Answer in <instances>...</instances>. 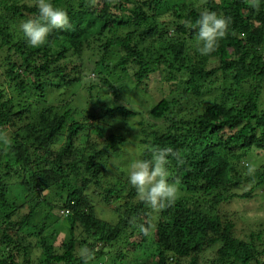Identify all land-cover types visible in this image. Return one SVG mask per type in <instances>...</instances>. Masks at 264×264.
Segmentation results:
<instances>
[{"label":"trees","instance_id":"1","mask_svg":"<svg viewBox=\"0 0 264 264\" xmlns=\"http://www.w3.org/2000/svg\"><path fill=\"white\" fill-rule=\"evenodd\" d=\"M197 1L53 0L70 26L32 47L19 25L37 17L34 0H0V138L9 134L7 144L0 139V264L124 261L141 242L145 249L131 264H264L263 227L239 228L237 210L230 211V201L264 194V164L238 170L254 149H264V0ZM203 10L229 20L208 56L197 51L195 21ZM86 48L101 52L100 85L88 89H99L94 101L106 108L80 120L67 108L70 100L60 105L47 96L81 84ZM110 52L117 61L106 59ZM115 64L135 86L150 87L146 79L164 72L152 87L163 97L147 115L132 118L138 110L102 100L105 87L123 97V81L106 73ZM182 81L183 94L171 97ZM129 134L139 159H150L155 147L172 150L169 182L179 191L171 206L154 210L134 200L136 191L119 177L106 179L109 171L125 174L106 165L121 160ZM105 205L116 223L104 218ZM42 208L36 231H27Z\"/></svg>","mask_w":264,"mask_h":264},{"label":"rangeland","instance_id":"2","mask_svg":"<svg viewBox=\"0 0 264 264\" xmlns=\"http://www.w3.org/2000/svg\"><path fill=\"white\" fill-rule=\"evenodd\" d=\"M204 0H199L197 1V5H201L203 3ZM63 6V5H62ZM62 6L60 8H62ZM113 52V51H112ZM75 58V57H74ZM101 58V52L98 51V49H93V48H86L84 50V52L81 55V61H79L80 64V69L82 71V75H83V81L81 82L80 85H74L71 86L69 88H65L62 87L61 89H52L51 92L48 93V100L52 103L55 104H62L68 100H70V105L67 106V108H72L75 111V118L76 119H83L82 113L83 112H89V113H93L96 115H101L106 106H102L101 109L100 107L97 106V104H99V101H94V96L97 93V91L99 90L98 88H94L92 90L88 89V86H90L93 83H97L98 85H100V77L98 75L97 70H99V68L96 66L98 63V61ZM107 60L109 61H117L116 56H113V54H110L106 57ZM76 60V59H75ZM112 62V64H113ZM97 68V70H96ZM106 73L108 76H110L112 79H114V82H120L121 80L123 82H120L123 84V87L125 88V91L123 92V97L118 94V97L114 96L111 89H107L105 87V97L102 98V100H112L115 101L113 103V107H117L120 105H124L127 106L131 109H134L136 112L138 110V112L136 113L137 115H135L132 118H136V117H143V115H147V111L150 108L151 105H153L155 103L156 100L160 99L162 96V94L160 93V89L158 88H152L154 84H156V81L159 78H162L163 73L159 72L157 74H153L151 75L149 78H147L146 80L149 81V86L148 87L146 85V82L143 83L142 86H135L133 81H132V77L127 75V71L124 73V70L121 69L119 66H117V64H115L114 68H111L110 70H106ZM145 81V80H144ZM149 88V89H148ZM101 91V90H100ZM184 91V82L182 81L175 89V92L173 94H171L170 96H177V95H182ZM102 92V91H101ZM62 94V95H60ZM92 95V97H89V95ZM108 96V97H107ZM196 98V97H194ZM202 98L206 99L204 101L208 102V95L205 94L202 96ZM111 101V102H112ZM154 101V103L152 104V102ZM210 101V100H209ZM100 103H103L102 101H100ZM60 104V105H61ZM84 110V111H83ZM118 116L115 115V119ZM114 119V120H115ZM99 119H93L92 121H94V123H98L101 126H105L103 124H101L99 121ZM116 120H118V126L123 124V121L119 118H117ZM113 125V124H112ZM117 124L114 122V125L112 128H114L115 130H119V127L116 126ZM118 127V128H117ZM102 129V128H101ZM91 136H95L94 132H90ZM1 136H3L1 139V142L3 141V144H7L9 141V134L7 132H4L1 134ZM5 136V137H4ZM127 141L124 144V151L123 153H121L120 155V159L111 157L106 165V170L110 169L111 166L114 165H120L122 169L125 170V174L123 176H121L119 174V176H116L113 174L112 171L108 172V175L106 176L107 180H111V179H118L119 180L125 182L126 186L128 187V190L131 187L128 184L127 181V170L131 164L130 159L134 158V160L139 159V150L140 147L137 143L136 138H134L133 134H129ZM101 141L97 140V144H100ZM139 148V150H138ZM247 160L242 161L240 164V166L238 167V170L240 172V174H244L246 172H253L255 169H257L259 167L260 164H264V149L263 150H257L254 149L253 153L251 154V156L249 155L247 157ZM243 164L246 165L245 169L243 167ZM13 179H15L13 177ZM16 181L18 182V179H16ZM16 182V183H17ZM17 184L14 185V187L12 188V190H18L20 189V186ZM246 187L242 188L240 191H243L244 189H247L248 186L245 185ZM16 192V191H15ZM259 194L261 196H256L255 194ZM19 198V197H18ZM134 200H139L137 193L134 196ZM98 199L94 198V203L97 202ZM123 200H121V202H116L115 205H119L122 203ZM105 213H104V218H107L108 221L114 222L116 223V214H114L111 210V206H107L105 205ZM230 211L231 213L234 212V210L236 209L238 212L239 217L241 218V222H239V228L240 227H248L249 231L250 230H255L258 228V226L263 227V229H261L264 232V194L262 195V192H259L257 190H255L253 192V196L250 199L249 202H243L241 200H233L230 201ZM55 211V210H54ZM47 213V209L42 208L41 210L38 211V214L36 213V216L34 217L33 221L31 224H29L30 226L26 227L27 231H36V229L34 228V225L36 223L39 222V220H41V218ZM99 215L102 216V212H99ZM263 217V218H262ZM145 219H147L146 217H144ZM60 236L57 238L56 240V244H59L61 239H62V233L59 234ZM139 238H143V236H137L134 237L133 239L135 241H137ZM142 244V242L137 246V248H135L136 250L138 249V251H134L133 254H130V257H128L126 260L124 259V261H120L117 260L116 258H112L110 261L108 258L104 257V260H102L101 262L99 261V264H131L133 258L135 257H140L143 253V250L145 249L144 246H140ZM129 255V254H128ZM115 257V256H114ZM116 259V260H115ZM109 261V262H108ZM137 263V262H136Z\"/></svg>","mask_w":264,"mask_h":264},{"label":"clouds","instance_id":"3","mask_svg":"<svg viewBox=\"0 0 264 264\" xmlns=\"http://www.w3.org/2000/svg\"><path fill=\"white\" fill-rule=\"evenodd\" d=\"M37 9L35 19H26L19 25L28 45H42L53 29H66L70 26V17L61 6H55L53 0H34ZM197 28V51L208 56L218 47L225 36L229 20L214 11L203 10L195 21ZM150 159L133 160L127 170L128 184L136 191L138 198L154 210L163 209L175 203L178 196L177 183L169 182L168 157L170 148L151 149Z\"/></svg>","mask_w":264,"mask_h":264}]
</instances>
